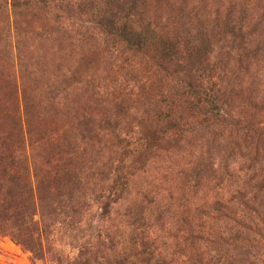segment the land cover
<instances>
[{"label":"rangeland","instance_id":"obj_1","mask_svg":"<svg viewBox=\"0 0 264 264\" xmlns=\"http://www.w3.org/2000/svg\"><path fill=\"white\" fill-rule=\"evenodd\" d=\"M131 1L0 0V149L13 158L0 171L39 179L33 221L47 231L39 260L0 236V264L63 263L95 233L132 250L150 242L168 264H264V0H235L245 51L214 29L226 0H138L131 21L177 44L170 61L147 41L119 48L103 22L117 9L116 28L129 20ZM117 161L126 201L104 221L93 198L112 195L101 172ZM68 193L74 232L61 225Z\"/></svg>","mask_w":264,"mask_h":264},{"label":"trees","instance_id":"obj_2","mask_svg":"<svg viewBox=\"0 0 264 264\" xmlns=\"http://www.w3.org/2000/svg\"><path fill=\"white\" fill-rule=\"evenodd\" d=\"M137 1L132 0L129 3L130 6L126 7L120 13L123 16L127 13L130 18L127 20V18L122 17L123 22L119 27L116 28L115 25L118 20H113L119 13L118 9L114 14L109 15V19L104 20V22L103 17H101V22L105 23V26L112 30L113 36L117 38V43L120 45L119 48L123 47V51L137 52L143 47L145 41H147L159 48L163 58L168 61L174 59L178 52L177 44L168 43V40L159 39L157 37L159 31L156 29L157 26L153 21L143 20L141 18L131 21L133 16H135L134 9ZM244 1V4L247 6L252 4L251 0ZM224 3H229L225 12L224 10L220 11L219 7L214 11V29H224L222 35L226 41L227 48H229V45H232L233 48L237 47L241 51H245L249 46L248 37L244 31L247 28L245 24L247 11L244 10L246 7H241L235 0H226ZM236 9L239 10L237 11ZM263 21L264 17H261L258 22L256 19L257 23ZM157 38L159 42L155 44ZM233 48L230 49L232 50ZM256 50L257 48L254 49V51ZM191 94L195 97L200 95L201 99H209L210 97L206 93L199 94L198 90ZM195 106H197V103H195ZM115 138L123 146V156L133 155L135 153L136 149H130L132 148V144L128 141L127 134L115 133ZM4 156L11 161L13 159L8 151L0 149V158ZM101 174L105 176L104 180L108 184L104 188V192H111L112 195L108 196L107 194L108 197L98 195L93 199L101 202L99 218L104 221H109L111 215L116 214L115 207L125 203L127 185L124 182L122 176L123 167H120L119 161L116 162V167L114 168L107 165ZM8 178L6 169L1 168L0 180L2 179L4 181ZM34 178V186L31 188L30 184L26 182L19 185L18 177L12 176L9 178L10 191L4 194L0 193V236L9 238L15 245L28 252L32 260H39L42 255L41 241L46 240L47 231L43 225H40V231L37 230L33 221V191L36 190V193L39 191L37 188L39 186V179L37 180L36 176ZM65 199L70 205L67 214L65 213L63 215L64 219L61 221V225H65L67 229L74 232V227L77 230L78 222L80 221V211L75 209L70 203L72 199L71 193H68ZM14 202L18 203L16 208ZM126 207L129 208L128 205ZM137 220L136 223L138 224L139 218ZM83 242L80 244L79 251L74 259H65L63 263L59 259H56L55 264H168L163 258L157 257L152 243L144 240H140L139 247L135 250H132V248L126 249L125 245H120L119 242H113L110 234L102 235L101 233H95L87 237Z\"/></svg>","mask_w":264,"mask_h":264}]
</instances>
